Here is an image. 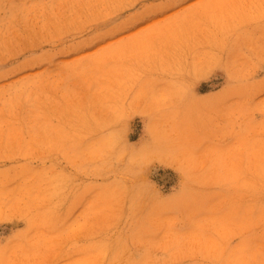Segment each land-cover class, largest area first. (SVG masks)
<instances>
[{
	"label": "rangeland",
	"instance_id": "374dc122",
	"mask_svg": "<svg viewBox=\"0 0 264 264\" xmlns=\"http://www.w3.org/2000/svg\"><path fill=\"white\" fill-rule=\"evenodd\" d=\"M0 264H264V0H0Z\"/></svg>",
	"mask_w": 264,
	"mask_h": 264
}]
</instances>
